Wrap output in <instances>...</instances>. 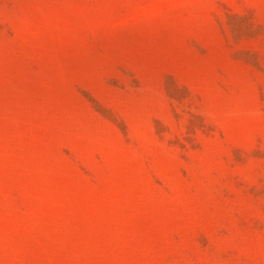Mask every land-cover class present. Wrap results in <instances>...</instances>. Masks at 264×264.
<instances>
[{
	"label": "rangeland",
	"instance_id": "374dc122",
	"mask_svg": "<svg viewBox=\"0 0 264 264\" xmlns=\"http://www.w3.org/2000/svg\"><path fill=\"white\" fill-rule=\"evenodd\" d=\"M0 264H264V0H0Z\"/></svg>",
	"mask_w": 264,
	"mask_h": 264
}]
</instances>
